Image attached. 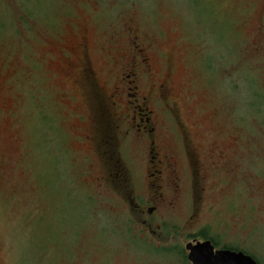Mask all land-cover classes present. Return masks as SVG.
<instances>
[{
	"label": "rangeland",
	"instance_id": "374dc122",
	"mask_svg": "<svg viewBox=\"0 0 264 264\" xmlns=\"http://www.w3.org/2000/svg\"><path fill=\"white\" fill-rule=\"evenodd\" d=\"M263 2L0 0V264H176L163 249L183 242L164 237L179 231L146 235L136 222L151 216V181L135 164L129 177L101 170L82 143L84 101L58 69L62 41L86 29L92 49H118L131 21L156 41L160 72L171 67L187 124L244 158L243 195L232 183L211 191L198 227L229 241L245 234L243 247L264 264ZM98 57L105 68L106 52ZM188 192L153 216L184 224Z\"/></svg>",
	"mask_w": 264,
	"mask_h": 264
},
{
	"label": "flooded vegetation",
	"instance_id": "af4514ba",
	"mask_svg": "<svg viewBox=\"0 0 264 264\" xmlns=\"http://www.w3.org/2000/svg\"><path fill=\"white\" fill-rule=\"evenodd\" d=\"M122 33L124 46L118 49L103 47L98 42L92 49L86 29L80 40H64L58 47L60 77L71 84L68 92L71 95L78 92L84 101V109L77 115L83 126L82 143L91 147L101 170L110 177L132 176L135 164L151 181L148 185L154 191L149 199L151 216L138 218L136 222L144 227L146 235L157 234L163 226L179 231L164 237L167 243L178 239L183 242L182 249H163L176 264H193L188 245L205 242H210L215 252H243L252 256L243 247L245 239L241 236L245 234L237 233L229 241L221 233L210 235L206 232L209 228L198 227L211 191H221L232 183L238 194L243 195L241 188L246 179L238 172L244 158L234 156L235 149L226 148L222 142L210 146L201 140L200 130L187 124L179 103L173 99L171 67L167 65L160 72L159 61L155 59L156 41L143 35L132 21L123 26ZM104 52L109 62L102 68L105 64H99L98 55ZM114 53L118 56L108 59ZM123 149L130 152L126 157ZM185 185L192 211L184 224L153 216L162 208L176 210L183 202ZM130 201L139 208L133 199ZM224 226L225 222L220 220V227Z\"/></svg>",
	"mask_w": 264,
	"mask_h": 264
},
{
	"label": "water",
	"instance_id": "95a60500",
	"mask_svg": "<svg viewBox=\"0 0 264 264\" xmlns=\"http://www.w3.org/2000/svg\"><path fill=\"white\" fill-rule=\"evenodd\" d=\"M187 249L193 264H259L252 256L243 252H215L210 242L189 244Z\"/></svg>",
	"mask_w": 264,
	"mask_h": 264
}]
</instances>
